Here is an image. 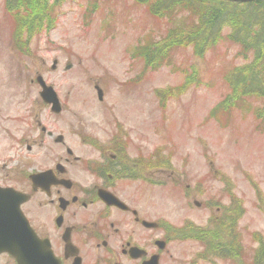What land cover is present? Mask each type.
Wrapping results in <instances>:
<instances>
[{"label":"rangeland","instance_id":"374dc122","mask_svg":"<svg viewBox=\"0 0 264 264\" xmlns=\"http://www.w3.org/2000/svg\"><path fill=\"white\" fill-rule=\"evenodd\" d=\"M50 6L41 32L21 44L15 37L19 22L0 0V172L12 175L19 157L26 165L36 159L41 168L46 159L40 155L56 148L50 157H65V147L77 145L76 132L101 137L118 133L120 124L133 144L125 166L138 176L120 183L131 191L141 183L139 176L153 183L148 191L143 187L146 202L126 200L146 207L151 213L144 216L160 222L155 237L169 229L170 264H262L257 254L264 246V99L255 92L242 95L240 81L247 79L236 73L254 64V73H261L255 82L264 86V63L257 69L255 51H242L229 38L245 29L238 34L223 26L198 56L183 34L200 23L194 10L182 9L183 19L169 21L136 0H50ZM230 7L264 21V11H257L263 5ZM38 74L57 90L61 114L41 99ZM96 86L104 91L102 102ZM42 127L64 135L65 146L41 134ZM138 147L153 158V168H134V161L145 164ZM77 155L101 157L87 147ZM231 233L233 254L219 257L216 250Z\"/></svg>","mask_w":264,"mask_h":264},{"label":"flooded vegetation","instance_id":"af4514ba","mask_svg":"<svg viewBox=\"0 0 264 264\" xmlns=\"http://www.w3.org/2000/svg\"><path fill=\"white\" fill-rule=\"evenodd\" d=\"M41 129L40 133L47 135L54 144L65 146L62 135L55 136L45 127ZM75 135L78 136L77 145L66 146L65 157H50L49 153L56 148H49V152L41 154L40 157L46 159L38 165H42L41 168H37L36 159L28 161L27 167L25 160L19 157L18 167L11 169L12 175L0 172V186H10L9 179L17 182V186L21 183V191L29 194L27 202L21 206L25 216L35 233L47 240L62 264H144L154 255H159V264H170L165 260V252L171 245V238L167 237V244L162 249L154 243L153 229L148 227L151 219L144 216V213L151 212L142 205H129L126 198L136 203L137 192L127 190L126 183H119L123 180L115 179L117 171L126 168L130 162L128 155L133 144L127 130L123 132V138L111 143L109 148L105 145L116 134L97 137L90 132H76ZM87 141L91 142L89 147L86 146ZM80 147L91 148L103 156L102 160L98 157L100 160L94 165L93 175L87 171L91 157L81 159L77 155ZM27 149L31 151L33 145H27ZM138 158L140 161V154ZM3 166L5 168L7 164ZM138 167L143 170L134 161V168ZM24 169L30 173L22 174ZM32 172L41 174L40 178L38 175V179L33 180ZM103 191L113 193L129 208L109 206L100 196ZM82 198L89 199L82 201ZM0 264L6 263L0 261Z\"/></svg>","mask_w":264,"mask_h":264},{"label":"trees","instance_id":"16d2710c","mask_svg":"<svg viewBox=\"0 0 264 264\" xmlns=\"http://www.w3.org/2000/svg\"><path fill=\"white\" fill-rule=\"evenodd\" d=\"M141 4L148 6V10L152 11L157 17H167L170 19L181 20L182 9L194 10L198 15V21L200 22L195 27L184 31V37L187 43L195 44L197 47L198 56L203 54L204 45L207 44L208 40H215L222 32V28L225 25H230L238 31L244 28L243 35L236 36L235 33L230 35V39L238 42L241 45L242 51H250L252 49L257 54L256 64L257 69L264 63V21H254L253 18H248L239 11H234L230 6L237 3H233L228 0H136ZM216 3L217 7L205 9L207 7H201L200 4ZM254 6L260 4L263 8H258L260 12L264 11V1L253 2ZM230 7V8H229ZM5 8L12 16L14 21L19 22L18 26L15 27V37L21 44L28 41L29 34L32 32H41L46 21V15L52 10L50 6V0H5ZM202 11V12H201ZM236 20V21H235ZM52 21V20H49ZM238 21H242V24H238ZM175 31V30H173ZM25 36L27 37L25 41ZM176 33H173L170 38H174ZM201 48V50H199ZM150 55V54H149ZM255 65L249 64L245 67L238 68L236 75H244L243 78L247 79L240 87L242 95L248 96V93H258L257 97L264 99V86L258 84L261 73L257 76L255 73ZM251 78V80L249 79ZM252 78L254 81H252ZM229 82L234 87H239L237 82L232 83L229 78ZM234 84V85H233ZM258 84V85H257ZM257 91V92H256ZM233 227V226H232ZM259 262L264 264V246L258 252Z\"/></svg>","mask_w":264,"mask_h":264},{"label":"water","instance_id":"95a60500","mask_svg":"<svg viewBox=\"0 0 264 264\" xmlns=\"http://www.w3.org/2000/svg\"><path fill=\"white\" fill-rule=\"evenodd\" d=\"M239 1L247 2V1H256V0H239ZM39 81L41 82V85H43V87H44V90L41 93L43 99L46 102L55 101L56 98H55V93H54L53 89L50 87H47L45 85V83L41 80V78H39ZM12 212H14V213H12ZM12 212L10 213L11 223L16 222V219L19 221L20 215L18 213V210H17V212H15V210H13ZM14 237L18 238L19 236L16 232L12 231V234L11 233L9 234V238H14ZM20 248H21V242H18V244L14 247V249H12L13 254L16 256V258L19 262H21V249Z\"/></svg>","mask_w":264,"mask_h":264}]
</instances>
